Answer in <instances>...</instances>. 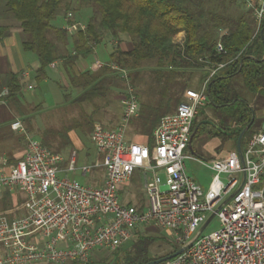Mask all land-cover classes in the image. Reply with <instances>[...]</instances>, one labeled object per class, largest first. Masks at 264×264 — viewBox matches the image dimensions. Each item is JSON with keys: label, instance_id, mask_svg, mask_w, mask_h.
I'll return each instance as SVG.
<instances>
[{"label": "built area", "instance_id": "obj_1", "mask_svg": "<svg viewBox=\"0 0 264 264\" xmlns=\"http://www.w3.org/2000/svg\"><path fill=\"white\" fill-rule=\"evenodd\" d=\"M247 1L261 24L264 0ZM223 66L212 69L209 78ZM207 83L187 89L176 111L162 117L153 152L127 138L129 121L140 111L129 87L122 120L111 128L94 125V162L77 167L75 153L65 169L61 153L31 136L18 162L0 154V197L5 190L23 197L15 210L0 212V264H87L100 250L122 247L145 225L172 230L182 247L214 212L218 229L202 233L182 253L158 264H264V125L242 147L243 160L235 150L210 163L201 161L214 173L207 190L188 173L186 150L196 114L208 100ZM11 127L25 131L19 120ZM100 168L102 184L66 174L79 169L88 176ZM137 169L143 170L147 196L142 206L121 200V186Z\"/></svg>", "mask_w": 264, "mask_h": 264}, {"label": "trees", "instance_id": "obj_2", "mask_svg": "<svg viewBox=\"0 0 264 264\" xmlns=\"http://www.w3.org/2000/svg\"><path fill=\"white\" fill-rule=\"evenodd\" d=\"M5 11L4 15L17 20L26 35L23 49L39 59V81L51 64H61L71 89L78 93L72 104L82 108L81 117L84 104H97L98 98H106L115 87L123 88L124 96L132 87L136 98H145L140 100L138 116L129 121L127 138L131 128L136 135L133 141L149 145L151 152L155 129L164 115L176 111L185 91L194 89L191 86L196 74H201L200 88L208 79L205 107L214 112L217 120L199 119L204 112L198 110L188 148L205 130L209 138L219 137L223 143L234 140L236 145L252 119V110L256 121V110L246 98L248 93L264 95V19L258 23L247 0H6ZM58 16L60 21L56 23ZM182 32L184 38L176 41ZM107 33L119 42L110 59L98 70L78 71L79 60L94 55ZM9 34L10 28L0 25V38ZM124 35L133 42L132 48L121 46ZM220 64L224 66L209 78L211 70ZM6 82L7 94L0 100H7L20 116L26 115L21 98H17L20 75L11 72ZM84 119L80 125L93 131L97 122L91 115ZM252 126L242 147L256 132ZM45 135L42 145L55 152L61 153L69 143L64 135L60 140L55 132L47 131ZM9 158L16 163L22 157ZM22 200L19 193L5 190L0 197V212L15 210ZM160 240L166 238L137 230L128 241L129 248L122 249L124 244L117 250H106L111 254L93 256L87 264H145L181 247L173 243L170 252L153 256L151 247Z\"/></svg>", "mask_w": 264, "mask_h": 264}, {"label": "rangeland", "instance_id": "obj_3", "mask_svg": "<svg viewBox=\"0 0 264 264\" xmlns=\"http://www.w3.org/2000/svg\"><path fill=\"white\" fill-rule=\"evenodd\" d=\"M6 0H0V14L4 15L6 13ZM60 21V16H58L57 20L55 21L58 23ZM81 22V21H80ZM82 23H84L82 21ZM184 32L180 33L176 37V41H182L183 39ZM106 40L110 43L112 42L113 46H116L117 39L113 38L111 33H107ZM105 43L99 44V48L104 47ZM114 41V42H113ZM121 46L124 49H130L133 47V42L128 39L127 36L124 35V38L120 41ZM108 52L105 54L102 53L100 54V57L108 61L110 59V53L113 51V47L109 45L108 47ZM29 54L35 55L32 52H29ZM49 70V67L47 68ZM202 84L201 81V74H196L193 83H192V88L199 90L200 86ZM42 87V83H41ZM141 88V87H140ZM124 89L120 87H115V91L112 90V92H117L120 95L123 93ZM40 88H36L35 90H32V93H35L40 95ZM114 93H111L105 100H98L95 104H84L83 106V111H84V116L82 114L81 117V111L82 108L78 106L77 104H72V103H67L64 98H32V102L34 104L32 105V110H26L25 113V124H23L25 131L22 132L20 136H17L16 139H13L8 142L9 150H13L15 154H22L24 155L26 153V146H27V136H31L41 142L43 137H45V132H55L56 135H59L58 140H60L62 135L66 136L69 138V143L65 146L63 149L64 153H67L69 156V159L76 153L77 156V167L81 166L82 164L86 163H91L94 160L97 159L98 154L96 147L91 139V131L86 129L85 125H80L83 123L84 117H87L91 115L93 122L101 123L105 127H114L117 125L119 122L117 120V116H115L116 110L114 109L115 107H119V103H115L114 100L119 101L120 98H115ZM122 96V95H121ZM248 100H252L253 98H246ZM261 104L258 103L256 105V109L260 108ZM203 109L202 111L204 114L199 115V119L202 118H207L208 120H217V116L214 114V112L209 108L202 106L199 108ZM13 110L16 112L17 116H20L16 110V108L13 107ZM87 116H86V115ZM264 125V116H260L256 119L255 123L252 126V130L254 131H259L262 129ZM208 129V128H206ZM62 133V134H61ZM128 137L129 139L136 140V135L132 133L131 128H129L128 131ZM51 138V137H50ZM49 138V139H50ZM6 139L10 140L11 137L7 136L6 134ZM17 140V141H16ZM20 140V141H19ZM145 140V139H144ZM209 140V136H207L206 130L204 133L201 134V136H198L195 138V140L192 142L191 146L186 150V154L188 155V158L186 159V165L188 169V173L191 175V177L197 179L202 187L207 190L210 186V183L213 178V171L208 168L205 164H203L201 161L205 162H211L210 159L213 157V154L208 153V149L205 145H220V141L218 139ZM14 142V143H13ZM231 142V141H230ZM234 140H232V143ZM7 145V143L5 142ZM15 144V145H14ZM229 144V143H227ZM4 145V141H0V146ZM53 147V146H51ZM245 147V145H243ZM53 149V148H52ZM216 155L220 154H225L228 152L229 148L226 147V145L223 143L220 145L218 148H213ZM84 153L86 156H84ZM198 153V154H197ZM0 154H5L0 150ZM193 157L197 158L193 159ZM68 159V160H69ZM76 173V178L80 180L83 183H94L93 178L90 179L91 176L93 175H98L100 176L101 171L96 173L92 172L89 174L87 177H82L81 172L79 169H77L75 172L68 174V176L73 177V175ZM223 180L226 181L225 177H223ZM143 181V170L142 169H137L134 178L132 180V185L131 188L128 185V190L125 192V186L126 183L121 186V200L123 203H125L124 200V193H127L130 190V195L134 194L133 187L134 189L138 186H136L137 183H141ZM220 226V222L217 219V217H214L210 224L205 228L203 234H208L216 229H218ZM141 232H146L148 231V234L151 235H159L160 237L166 238V241L160 240L156 242L152 247H151V254L153 256H160L163 255L167 252H170L172 250V245L173 243H177L175 233L172 230H167V229H162L160 227H157L155 225H145L141 226L139 228ZM134 238V237H133ZM131 246V242H128L125 244L122 249L124 248H129ZM103 254V255H102ZM110 252H107L104 250V253H97L94 255V257H100V256H108L110 255Z\"/></svg>", "mask_w": 264, "mask_h": 264}, {"label": "crops", "instance_id": "obj_4", "mask_svg": "<svg viewBox=\"0 0 264 264\" xmlns=\"http://www.w3.org/2000/svg\"><path fill=\"white\" fill-rule=\"evenodd\" d=\"M0 25L8 26L10 28V34L3 38H0V84H1L0 97L5 96L7 94L6 78L9 73L14 72L20 75L21 91L17 96V98H21V105L24 111L26 110L28 111L30 109L32 110L33 108L32 105L34 104V102H32L33 100L32 98H64V100H66L67 103H73L74 99L78 96V93L77 91L71 89L69 78L65 73L64 69L62 68L61 64L59 62H55L54 64H51L49 66V70H47L46 76L41 81H39L37 78L38 75L37 70L40 67V62L35 53H34L35 55H32L29 54V51H25L23 49L22 44L26 39V35L23 32L20 23L12 17L2 15L0 16ZM103 43H105V41ZM109 45H111L113 48L115 47L113 46L112 42L109 43L107 40L104 47L99 48L98 45L95 49L94 55H92L89 58L79 60L76 69L78 71L98 70L100 68L97 66L98 62H102L104 64L107 62L100 57V54L102 53L105 54L106 52H108ZM41 83H42V87H41ZM36 88H40L41 91L40 95L38 94L35 95V93H32V90H35ZM242 89H245L244 86ZM113 91H115V88H113ZM124 94H125L124 91L121 94L122 96L117 92L114 93L115 98H120L119 101L114 100L115 103H119V107L114 108L115 110L117 109L114 115L117 116L118 122L122 120V117L124 115V106L122 103V98L124 97ZM247 97L253 98L252 100H248V101L250 102L252 107H254L256 110V119L260 116H264V95H261L259 93L255 95H251L248 93ZM68 98L71 99L68 100ZM106 98H98L96 102L98 100H105ZM143 99L145 98H138L139 102L140 100ZM258 103H260L261 106L260 108L256 109V105ZM25 118H26L25 115L17 116L16 112L9 105L7 100H0V141H4V145L0 146V150L4 152L5 155H7L8 157L18 158L23 156L22 154L17 155L13 153L14 152L13 150H9L8 142L13 139H16V137L20 136L23 132L21 130L12 129L11 124L17 120H19L22 124H25ZM6 134L7 136L11 137L10 140L6 139ZM215 139H218L220 141V145L223 144L221 138L219 137H211L207 142ZM5 142L7 143V145L5 144ZM224 144L226 145L227 148H229V150L227 153L225 154L223 153L220 155H216L213 149V148H218L220 146L219 144L209 146L210 145L209 143V145L208 144L205 145L208 149L207 150L208 153L213 154V157H211L212 159H210L211 161L217 158L224 157L228 155L230 152L237 150L236 145L234 142L232 143V140L225 141ZM61 154L64 157V163L62 166L63 168L66 169L69 161L68 160L69 156L67 155V153L63 152V149L61 151ZM84 156H86L85 153ZM100 171H101L100 176L93 175L90 177V179L93 178L94 180V183L92 184L103 183L105 172L104 169L100 168L99 170H96V173ZM73 172H66V174H71ZM73 175H75L73 176V178H76V173H74ZM81 176L84 178L87 177V176H83L82 174ZM133 178L134 175L132 179L126 183V186L124 185L125 192L129 188L128 185L130 186L133 184L132 183ZM195 180L198 184L201 185V183L197 179ZM136 186L138 187H136L135 189L134 187L132 188L134 191L133 195H130V190L127 193H124L125 194L124 200L125 203L142 206L147 201V196L144 190L143 181H141V183H137Z\"/></svg>", "mask_w": 264, "mask_h": 264}, {"label": "water", "instance_id": "obj_5", "mask_svg": "<svg viewBox=\"0 0 264 264\" xmlns=\"http://www.w3.org/2000/svg\"><path fill=\"white\" fill-rule=\"evenodd\" d=\"M253 111V116H252V119L251 121L246 125V127L241 131L238 139H237V144H236V148H237V151L240 155V157L242 158L243 160V151H242V142H243V138L246 134V132L249 130V128L253 125L254 121H255V112L254 110ZM234 194H232L226 201H229L232 197H233ZM221 208V206L219 207V209ZM218 211V209L216 210ZM215 214L216 212L212 213L211 216L208 218V220L201 226V228L199 229L198 233L196 234V236L189 242L187 243L186 245L180 247L178 250H176L175 252L167 255V256H164V257H161V258H158L156 260H153V261H150L148 263H145V264H158V263H162L168 259H171L177 255H179L180 253H182L185 249H187L190 245H192V243L204 232L205 228L208 226V224L210 223V221L215 217ZM90 264H105V263H90Z\"/></svg>", "mask_w": 264, "mask_h": 264}]
</instances>
